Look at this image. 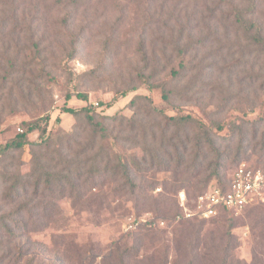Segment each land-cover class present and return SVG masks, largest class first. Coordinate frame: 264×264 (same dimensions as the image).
<instances>
[{
	"label": "rangeland",
	"instance_id": "374dc122",
	"mask_svg": "<svg viewBox=\"0 0 264 264\" xmlns=\"http://www.w3.org/2000/svg\"><path fill=\"white\" fill-rule=\"evenodd\" d=\"M238 14L244 27L235 24ZM156 66L162 72L151 77ZM181 68L172 81V70ZM153 82L181 95L167 103ZM139 95L212 131L223 165L216 175L218 153L208 151L200 176H182L191 204L206 177L214 176L212 184L239 163H262L264 0H0V264H264V202L184 219L170 171L138 179L158 184L141 197L103 179L84 185L80 197L41 196L31 212L18 213L27 197L5 198L4 173L30 170L35 147L1 148L29 124L49 115L48 131L82 134L85 114L64 108L91 106L97 120L131 117L129 103ZM47 136L34 131L29 139ZM79 141L71 157L87 142ZM156 199H168V211Z\"/></svg>",
	"mask_w": 264,
	"mask_h": 264
},
{
	"label": "trees",
	"instance_id": "16d2710c",
	"mask_svg": "<svg viewBox=\"0 0 264 264\" xmlns=\"http://www.w3.org/2000/svg\"><path fill=\"white\" fill-rule=\"evenodd\" d=\"M238 12L243 13L242 10ZM245 22L246 20H242L241 15L238 14L235 24L244 27ZM180 51L185 54L186 49ZM181 70L182 68L172 70V81H179ZM161 72L156 66L151 77L159 76ZM150 85L152 88L162 90V97L167 103H172L176 95H181L176 89L169 88L166 83L153 82ZM128 93L129 91L124 90L120 96L126 97ZM67 97L71 98L72 95ZM76 97L88 100L85 94L79 93ZM129 105L135 107L131 117L125 115L101 116V120L96 119V111L91 106L81 109L64 108V112L76 117L85 114L90 127L82 128V134L68 133L61 128L58 131H48L49 115L29 124L24 132L18 134L4 148H1L3 154H8L21 150L26 145L35 147L32 150L30 170L20 169L16 174L7 170L4 173V183H9L5 198L14 201L27 197L19 205L18 213L31 212L33 210L29 208V205L41 196L57 194L64 196L71 192L76 197H80L84 185L93 186L103 179L119 182L120 188L127 189L132 194L137 193V196L141 197L144 190H155L158 184L157 180H151L144 184L143 182L138 183V179H144L150 176L151 170L158 169L172 172L171 184L175 188L178 204L177 195L185 184L182 176L187 173L188 180L200 176L202 170L205 169L204 163L208 157V151L218 153L216 154L217 166L214 170L217 175V170L221 169L223 165L222 158L216 147L212 131L207 124L190 114L170 116L163 109L153 105L152 100L147 96H135ZM44 121L46 126L42 128L40 122ZM57 121L60 122V119L57 118ZM34 131H40L42 137L46 134L48 136L38 143L31 142L29 135ZM83 136L87 142L71 157L73 144L81 143L79 139ZM72 140L77 142H72ZM137 148L141 154L134 152ZM212 164L215 165V161ZM263 164L264 159L262 163L255 166ZM230 175L220 176L219 180L215 182L226 184ZM213 177L204 179V185L199 188L201 193L208 189ZM143 187L144 189H142ZM145 187L149 188L145 189ZM143 199L148 201L149 198L144 195ZM155 202L161 205L162 208L156 205L161 210L168 211V199L163 201L156 199Z\"/></svg>",
	"mask_w": 264,
	"mask_h": 264
},
{
	"label": "built area",
	"instance_id": "2783aa9c",
	"mask_svg": "<svg viewBox=\"0 0 264 264\" xmlns=\"http://www.w3.org/2000/svg\"><path fill=\"white\" fill-rule=\"evenodd\" d=\"M177 201L182 217L190 220H208L224 212L238 213L256 203L264 202V164L255 166L250 162H242L226 184L212 183L192 204L187 192L181 190Z\"/></svg>",
	"mask_w": 264,
	"mask_h": 264
}]
</instances>
